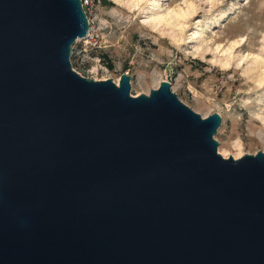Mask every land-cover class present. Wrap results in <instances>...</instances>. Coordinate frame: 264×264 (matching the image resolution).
Wrapping results in <instances>:
<instances>
[{"label": "water", "instance_id": "obj_1", "mask_svg": "<svg viewBox=\"0 0 264 264\" xmlns=\"http://www.w3.org/2000/svg\"><path fill=\"white\" fill-rule=\"evenodd\" d=\"M81 0H0V264H264V151L223 156L162 79L72 68Z\"/></svg>", "mask_w": 264, "mask_h": 264}, {"label": "rangeland", "instance_id": "obj_2", "mask_svg": "<svg viewBox=\"0 0 264 264\" xmlns=\"http://www.w3.org/2000/svg\"><path fill=\"white\" fill-rule=\"evenodd\" d=\"M87 1L91 41L73 42L72 68L94 79L127 73L132 95L168 80L202 117L220 114L218 152L264 151V0ZM154 10L169 22L152 27Z\"/></svg>", "mask_w": 264, "mask_h": 264}, {"label": "bare ground", "instance_id": "obj_3", "mask_svg": "<svg viewBox=\"0 0 264 264\" xmlns=\"http://www.w3.org/2000/svg\"><path fill=\"white\" fill-rule=\"evenodd\" d=\"M115 4H117V5H119V3H120V0H112ZM150 2L152 3L153 1L152 0H150ZM190 5V4H189ZM189 5H188V9L190 8L189 7ZM192 7V6H191ZM176 15H178L179 14V12H176L175 13ZM177 17H179V15L177 16ZM176 17V18H177ZM179 18H177V20H178ZM152 20H153V24H152V27H155L156 26V24L158 23V22H160V21H168L169 22V20H170V16H169V14H168V12H166V13H164V14H162V12L161 13H159L158 12V10H154L153 12H152ZM162 38V37H161ZM228 62L227 61H224V62H222V65H226ZM92 69H95V65H93L92 66ZM114 81H116L117 82V84H118V78H114ZM221 152V154L223 155V156H228V153L226 152V151H220ZM238 156H240V154L239 153H235V154H233V157H238Z\"/></svg>", "mask_w": 264, "mask_h": 264}, {"label": "built area", "instance_id": "obj_4", "mask_svg": "<svg viewBox=\"0 0 264 264\" xmlns=\"http://www.w3.org/2000/svg\"><path fill=\"white\" fill-rule=\"evenodd\" d=\"M82 1V6H83V8H84V5H86V3L88 2L87 0H81ZM85 10V9H84ZM85 12H86V10H85ZM87 16V15H86ZM88 17V16H87ZM88 23H89V26H88V31H87V34L84 36V37H82V38H80V40H82V39H84V41H87V42H90L91 40H90V38H91V36H92V33H91V27H90V22H89V20H88Z\"/></svg>", "mask_w": 264, "mask_h": 264}]
</instances>
